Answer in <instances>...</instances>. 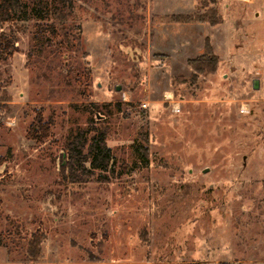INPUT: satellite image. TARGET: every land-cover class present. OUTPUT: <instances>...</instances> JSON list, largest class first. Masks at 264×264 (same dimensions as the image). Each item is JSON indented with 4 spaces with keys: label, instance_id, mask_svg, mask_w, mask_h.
Wrapping results in <instances>:
<instances>
[{
    "label": "rangeland",
    "instance_id": "rangeland-1",
    "mask_svg": "<svg viewBox=\"0 0 264 264\" xmlns=\"http://www.w3.org/2000/svg\"><path fill=\"white\" fill-rule=\"evenodd\" d=\"M73 5L50 43L33 15L0 27L18 48L1 64L0 264H264V0ZM206 50L217 65L196 71ZM97 119L130 172L69 183L64 140Z\"/></svg>",
    "mask_w": 264,
    "mask_h": 264
},
{
    "label": "trees",
    "instance_id": "trees-1",
    "mask_svg": "<svg viewBox=\"0 0 264 264\" xmlns=\"http://www.w3.org/2000/svg\"><path fill=\"white\" fill-rule=\"evenodd\" d=\"M73 0H37L31 4L28 0H0V27L6 22L26 21L33 15L37 19L34 39L38 43H50L58 36V29L63 28L65 22L73 17ZM166 20L174 22L209 21L205 16L174 15L164 17ZM212 24H217L215 19L210 18ZM67 31L65 39H70ZM77 35H72L76 40ZM15 40L0 31V111H9V95L5 91L3 84V73L1 64L11 57L16 51ZM217 58L213 56L211 50H206L200 61H193L192 66L196 71L204 72L215 68ZM93 109L98 117L99 106L95 103L86 104ZM86 128L77 129L70 134L62 145V153L59 156L61 175L69 183L82 185L95 179L98 182H109L110 177H121L127 171L125 168L116 170L113 150L107 145L108 125L104 119H97ZM51 123L37 116L35 122L30 126L28 137L42 142L50 136ZM144 142L148 141L147 134H141ZM136 151L141 158V163L147 165L149 157L148 146H144L142 141L135 140ZM135 167H140L136 165ZM133 171V170H131ZM110 176H109V175ZM1 244V243H0Z\"/></svg>",
    "mask_w": 264,
    "mask_h": 264
},
{
    "label": "water",
    "instance_id": "water-1",
    "mask_svg": "<svg viewBox=\"0 0 264 264\" xmlns=\"http://www.w3.org/2000/svg\"><path fill=\"white\" fill-rule=\"evenodd\" d=\"M253 87L256 88V89L259 87V81L258 80L254 81ZM117 89H119V88H117Z\"/></svg>",
    "mask_w": 264,
    "mask_h": 264
},
{
    "label": "built area",
    "instance_id": "built-area-1",
    "mask_svg": "<svg viewBox=\"0 0 264 264\" xmlns=\"http://www.w3.org/2000/svg\"><path fill=\"white\" fill-rule=\"evenodd\" d=\"M11 123V122H10Z\"/></svg>",
    "mask_w": 264,
    "mask_h": 264
}]
</instances>
